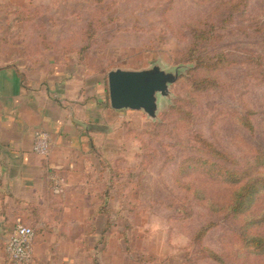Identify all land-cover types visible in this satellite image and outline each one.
Here are the masks:
<instances>
[{
  "label": "rangeland",
  "instance_id": "1",
  "mask_svg": "<svg viewBox=\"0 0 264 264\" xmlns=\"http://www.w3.org/2000/svg\"><path fill=\"white\" fill-rule=\"evenodd\" d=\"M0 43L12 48L7 58L69 57L108 96L116 69L179 73L155 119L114 110L87 217L102 246H85L81 264H100L112 240L122 264H221L203 248L225 264H264L237 238L244 217L225 212L240 187L228 175L264 152V0H0ZM250 214L264 217V194ZM23 224L36 237L45 230ZM210 224L199 247L196 234Z\"/></svg>",
  "mask_w": 264,
  "mask_h": 264
},
{
  "label": "crops",
  "instance_id": "2",
  "mask_svg": "<svg viewBox=\"0 0 264 264\" xmlns=\"http://www.w3.org/2000/svg\"><path fill=\"white\" fill-rule=\"evenodd\" d=\"M11 49L0 43V245L5 248L18 222H27L45 228L36 237L38 263L81 264L85 246H102L87 217L94 213L96 152L107 147L110 121L118 114L107 104L103 80L93 81L69 57L54 53L43 64L41 54L7 58ZM38 130L52 138L46 158L33 152ZM50 173L64 178L63 196L52 194ZM74 224L79 234H73ZM113 243L100 251V264H119V257L122 264L123 248ZM59 246H68L70 254Z\"/></svg>",
  "mask_w": 264,
  "mask_h": 264
},
{
  "label": "trees",
  "instance_id": "3",
  "mask_svg": "<svg viewBox=\"0 0 264 264\" xmlns=\"http://www.w3.org/2000/svg\"><path fill=\"white\" fill-rule=\"evenodd\" d=\"M67 51L68 50L65 52ZM107 102L109 103L108 94ZM199 143L203 144L204 142L203 140H200ZM251 164L246 166L247 170L244 172L236 170L228 175L229 178H231L232 183L238 184L240 187L234 194L232 202L226 208L227 210H225V212L227 213V217L229 216L234 220H240L244 217L243 224L240 226V229L237 230V238L244 245V248L251 251V255L264 257V234H261L264 231L258 230L261 224L264 223V217L256 218V216L250 214L258 199L264 194V176H252L253 170L256 171V173L261 174L258 171H261V168H264V152H260L256 155L254 163ZM196 165H199L198 161L196 162ZM214 166L218 167L216 164ZM214 225L215 224L207 225L197 232L195 241L199 247H201L200 243L203 241L211 226ZM103 238H105V234L103 235ZM199 253L202 258L225 264L223 256L215 253L211 249L203 248Z\"/></svg>",
  "mask_w": 264,
  "mask_h": 264
},
{
  "label": "water",
  "instance_id": "4",
  "mask_svg": "<svg viewBox=\"0 0 264 264\" xmlns=\"http://www.w3.org/2000/svg\"><path fill=\"white\" fill-rule=\"evenodd\" d=\"M179 76L159 66L147 70L116 69L108 73L110 106L115 111H142L155 119L160 97L169 95Z\"/></svg>",
  "mask_w": 264,
  "mask_h": 264
},
{
  "label": "built area",
  "instance_id": "5",
  "mask_svg": "<svg viewBox=\"0 0 264 264\" xmlns=\"http://www.w3.org/2000/svg\"><path fill=\"white\" fill-rule=\"evenodd\" d=\"M52 138L44 130L35 132L33 152L41 157L51 153ZM51 190L55 195H63L66 183L62 176L50 173ZM36 231L33 227L18 222L5 242V264H33L35 259Z\"/></svg>",
  "mask_w": 264,
  "mask_h": 264
}]
</instances>
